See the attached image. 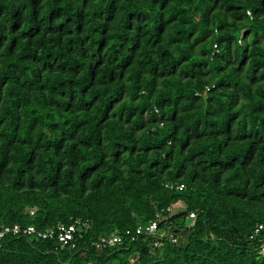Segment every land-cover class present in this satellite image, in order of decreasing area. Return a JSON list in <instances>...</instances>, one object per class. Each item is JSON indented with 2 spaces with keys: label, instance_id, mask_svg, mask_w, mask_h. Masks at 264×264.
Listing matches in <instances>:
<instances>
[{
  "label": "trees",
  "instance_id": "obj_1",
  "mask_svg": "<svg viewBox=\"0 0 264 264\" xmlns=\"http://www.w3.org/2000/svg\"><path fill=\"white\" fill-rule=\"evenodd\" d=\"M59 224L0 264H264V0H0V227Z\"/></svg>",
  "mask_w": 264,
  "mask_h": 264
},
{
  "label": "built area",
  "instance_id": "obj_2",
  "mask_svg": "<svg viewBox=\"0 0 264 264\" xmlns=\"http://www.w3.org/2000/svg\"><path fill=\"white\" fill-rule=\"evenodd\" d=\"M166 188H171V185H166ZM179 190L183 189V186L177 187ZM174 208H179L178 206H173L171 208H167L166 212L171 213ZM33 214V212H30ZM189 219H195L193 213L188 215ZM163 221L162 212L157 213L155 215L154 220H152L148 225L145 226H138L135 234L136 235H145V236H154L156 231L158 230V223ZM261 229L258 227L254 233ZM76 232V228L74 226L65 227L64 225H57L55 228L46 229L44 231L37 232L33 227H27L26 229L22 230L19 226L15 225L12 227L2 226L0 227V242L1 240L6 237L7 235L17 236L21 233V235H33L41 239H55L60 244L61 247L66 246L67 244L71 243L74 240V234ZM128 234V233H127ZM170 242L175 244L177 242V238L172 235H168ZM252 238V237H250ZM121 237L117 235H111L107 237H100L96 242L95 246L97 248H106V247H115L121 244ZM155 246H158L157 243H154ZM75 245L72 243L71 247L73 248ZM259 254H264V245L261 246ZM136 258L131 257L130 263L133 264Z\"/></svg>",
  "mask_w": 264,
  "mask_h": 264
},
{
  "label": "rangeland",
  "instance_id": "obj_3",
  "mask_svg": "<svg viewBox=\"0 0 264 264\" xmlns=\"http://www.w3.org/2000/svg\"><path fill=\"white\" fill-rule=\"evenodd\" d=\"M175 210H176V208L173 209V211H175ZM186 223H189V219L186 220ZM159 233L161 234V236L163 235L162 231H160Z\"/></svg>",
  "mask_w": 264,
  "mask_h": 264
}]
</instances>
